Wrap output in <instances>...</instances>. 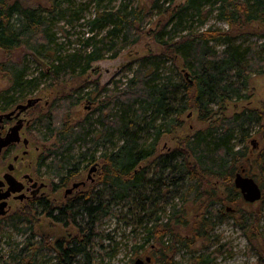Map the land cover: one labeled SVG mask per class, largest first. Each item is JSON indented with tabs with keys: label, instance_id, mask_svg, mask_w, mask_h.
<instances>
[{
	"label": "trees",
	"instance_id": "1",
	"mask_svg": "<svg viewBox=\"0 0 264 264\" xmlns=\"http://www.w3.org/2000/svg\"><path fill=\"white\" fill-rule=\"evenodd\" d=\"M94 1L98 8L86 19V5L77 6L75 0H51L43 8L0 0V50L10 54L25 49L48 60L47 70L32 76L27 54L0 62V78L11 82L0 91V111L38 88L43 78L49 79L51 89L86 76L96 62L118 58L142 41L154 14L162 18L149 31L162 52L144 57L124 87L108 92L98 118L71 127L62 124L56 135L52 167L57 174L62 170L64 184L77 177L86 162L101 166L96 190L79 194L63 210L40 205L41 214L54 223L76 227L77 236L65 244L62 239L38 240L32 225L24 243L3 264H39L40 250L49 252L53 264H94L89 249L96 239L95 226L123 209L131 233H146L143 245L135 236L134 249L150 244L152 262L155 258L158 264H182L177 252L210 241L242 197L234 180L247 171L256 126L263 145L254 164L264 174V113L245 109L227 114L230 103L249 100L251 79L264 75V0H186L180 5L176 0H150L144 7L137 0H122L116 10L102 9L101 0L89 4ZM214 15L226 29H196V22L203 27ZM81 20L87 32L66 51L54 26L63 23L66 36H71L65 26ZM192 110L209 127L157 155L162 138L180 130ZM37 121V140L58 132L53 113ZM87 143L78 156L72 154ZM151 159L150 166L142 168ZM181 228L189 234L176 232ZM214 254L193 253L187 264H214Z\"/></svg>",
	"mask_w": 264,
	"mask_h": 264
},
{
	"label": "rangeland",
	"instance_id": "2",
	"mask_svg": "<svg viewBox=\"0 0 264 264\" xmlns=\"http://www.w3.org/2000/svg\"><path fill=\"white\" fill-rule=\"evenodd\" d=\"M21 1L25 5L33 8L47 7L51 3V0ZM90 1L92 0H75L77 6L86 5L87 11L84 15L86 19H89L91 14L95 13L99 5L98 1L89 4ZM121 1L101 0L100 4L102 9L116 10L120 6ZM137 1L138 4L141 3V7L150 5V0ZM185 1L176 0L175 5H180ZM160 20L162 18L154 14L151 18V23L145 27L146 32L144 35L146 36H144L139 44L126 49L116 59H104L94 63L92 70L86 76L75 78L64 83L61 82L58 86L51 89H48L47 85L50 82L49 79L43 78L38 88L31 90L23 98L21 96L18 97L12 108L17 104L26 102L28 99L42 98V102L32 112H34V115L42 112L40 114L41 116H47L53 113L56 121L55 126L57 129L59 128L53 137L44 138V136H41L42 139L30 148L31 155L19 165L21 170H27L31 163H37L42 157L48 159L47 165L54 162L56 156L53 152L56 151L58 144L56 135L60 134V131L62 132V124L71 127L86 119L95 120L98 118L101 114L99 108L102 102L104 103L106 101L109 95L108 92L124 87L128 83L139 61L144 57L162 52L161 47L152 39L149 32L156 28ZM63 26V23L54 26L53 32L57 33L58 42L64 44L66 51H70L75 48V41L87 32V28L85 27L84 20L75 22L73 26H65V29L71 33V36H66L67 33L62 29ZM195 27H197L196 29L198 31L210 27L227 28L226 24L218 21L215 15L208 19L205 26L199 27L196 22ZM248 40L253 42L255 38L249 37ZM26 54L28 55L27 61L29 63L30 76L40 73L43 69L47 70L48 60L46 58L37 56L32 51L30 52L25 49L10 54L0 50V62L7 61L8 59H23V56ZM10 85L11 82L8 77L3 76L0 78L1 92L7 90ZM248 94L250 97L249 100L232 102L227 106V114L229 116H233L245 109L258 110L264 113V75L254 76L251 79ZM115 110L117 111L118 108ZM184 122V126L176 133L166 135L162 138L157 155L173 150L180 146L187 137L193 136L198 131L209 127L208 123L198 120V114L195 110H192V112L184 116ZM259 129V126L255 127L253 137L249 141L251 154L248 160L250 162L246 163L247 171L243 170L241 172H244V176L253 177L258 183L259 181L261 182V184L259 183L260 185H264V174L254 164L255 158L263 145L262 133L258 132ZM253 140H256L258 143L256 148L252 145ZM37 144L41 146L40 151L36 150ZM88 146V143L83 144L80 148L74 150L72 154L78 156ZM20 153L21 149H18V151L11 155H5L4 159L0 162V171H3L8 163L12 162L15 154ZM152 161V159L145 161L142 164V168L149 167ZM89 164L91 165L92 163L86 162L81 166V169ZM88 170L89 168H85L66 186L69 187L75 182L85 181ZM55 173L56 171L51 165L44 169L43 175L46 176V181H49L51 184L57 181V175ZM96 179L99 181L98 175ZM50 186L52 193L51 200L55 201L56 199L55 205L61 207L62 198L65 195V188L67 187L55 193L52 190V185ZM89 190V188H82L77 195L85 191L88 192ZM234 209L232 213L230 212L226 220L213 231V237L210 241H199L191 249H181L177 252V261L182 264H187L191 260L193 253L204 254L215 252L216 261L214 264H264V196L256 203H248L241 197ZM129 219L126 216V209H123L121 213L120 211L117 213L114 212V214L104 218L95 226L97 233L96 239L91 244L92 248L89 249L90 254L92 253V262L94 264H135L139 259L146 260L149 257H153V252L149 246L150 244H144V247L139 251L138 249H134L135 236L139 235L137 243L143 245L146 233L143 234L141 231L138 234L136 232L131 233ZM31 226L38 233V240L57 241L62 239L63 244L71 242L77 236L78 230L72 225L68 227L58 225L43 214L20 216L14 215L13 212L0 223V264H3L6 257L18 244L24 243L30 234ZM179 231L182 236L189 234L186 228L176 229V232ZM165 240L166 242H170L171 237H167ZM217 249H220V252H216ZM53 263H55V259L50 260L49 252L40 250L39 264ZM151 264H158L155 258H153Z\"/></svg>",
	"mask_w": 264,
	"mask_h": 264
},
{
	"label": "flooded vegetation",
	"instance_id": "3",
	"mask_svg": "<svg viewBox=\"0 0 264 264\" xmlns=\"http://www.w3.org/2000/svg\"><path fill=\"white\" fill-rule=\"evenodd\" d=\"M33 99H40V101L36 105L29 108L27 111L21 112L20 110H17V108L19 105H27L28 101L31 99H28L24 103L17 104L13 108L12 106L14 104H12L10 105L11 107L9 106L6 111H0V137L2 140H5L15 128H17L18 126L21 127L20 140L18 142H12L7 147H5L2 150L0 156L1 162L2 159H4L5 155H11L14 152L18 151V149H21V153L15 154L12 162H9L7 167L4 168L3 171H0V223L3 219H6L13 212L14 215L33 216L36 214H41L42 208H40V205H51L53 208L59 207L55 205L56 199L55 201L51 200L52 193L50 185H52L53 187L52 190L57 193L60 189L63 190L64 187H67L68 184L72 181L71 180L68 184H64V182H62L63 176L61 170V174L55 173V175H57V181H54L51 184L49 183V181L47 182L46 176L43 175L44 169H46L47 166L52 165L53 162L47 165L48 159H46V157H42L39 161H37V163H31V165L28 166L27 170H21L19 168V165L23 163V160L29 158V156L31 155L30 148L34 146L37 141H40L42 139L40 137L39 140H37L34 137L36 124L38 122L37 120L40 118L41 112L34 115V112L32 111L35 110L36 107H38L43 99ZM40 149L41 146L37 144L36 150L40 151ZM43 159H45V164L43 162ZM11 165H13L12 169H10ZM95 165H97V170L91 174L92 178H90V171ZM85 168H89L87 179L85 181L75 182L84 184H82L79 188L74 189L68 195L66 194V191L73 188V185L75 183L65 188V195L62 198V210L65 209L66 205L69 202L73 201L79 195H77V193L80 189L89 188L90 190H96L98 188V181L96 177L99 173V170L101 169L100 164L98 162H95L91 165L89 164L86 167H83L82 169L80 168L78 171L79 174ZM9 179L13 180L14 182H10ZM2 205L5 206L2 207ZM29 211L31 214H28ZM151 263L152 260L150 263L146 261L144 264Z\"/></svg>",
	"mask_w": 264,
	"mask_h": 264
},
{
	"label": "water",
	"instance_id": "4",
	"mask_svg": "<svg viewBox=\"0 0 264 264\" xmlns=\"http://www.w3.org/2000/svg\"><path fill=\"white\" fill-rule=\"evenodd\" d=\"M40 101V99H31L28 101L27 105H19L17 110H20L21 112L23 111H27L29 108H31L32 106L36 105L38 102ZM20 129L21 127H17L13 130L12 133H10L8 135V137L5 140H2L0 137V156L2 153V150L7 147L9 144H11L12 142H18L20 140ZM252 145L253 147H257L258 143L256 140L252 141ZM13 168V165H11L10 169ZM97 170V165H95L92 170L90 171V175L89 177L92 178V173L95 172ZM244 172L238 173L236 175V178L234 180V184L235 187L241 192L243 199L248 202V203H256L258 201H260L263 198V190L261 188V186L259 185V183L250 176H244L243 174ZM8 177V176H6ZM12 179V178H11ZM9 179V181L14 182L13 180ZM82 184L84 183H75L73 185V188L69 189L66 191V194L68 195L69 193H71L74 189L79 188ZM16 192V191H15ZM5 205H2V207H4ZM231 208L228 210L230 211ZM150 263L151 262V258H147V260H142L139 259L136 261L135 264H144L145 262Z\"/></svg>",
	"mask_w": 264,
	"mask_h": 264
}]
</instances>
